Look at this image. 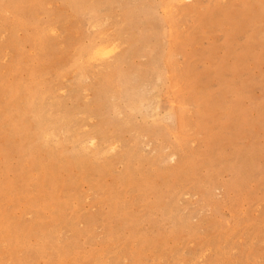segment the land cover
<instances>
[{"label": "rangeland", "instance_id": "1", "mask_svg": "<svg viewBox=\"0 0 264 264\" xmlns=\"http://www.w3.org/2000/svg\"><path fill=\"white\" fill-rule=\"evenodd\" d=\"M0 264H264V0H0Z\"/></svg>", "mask_w": 264, "mask_h": 264}, {"label": "bare ground", "instance_id": "2", "mask_svg": "<svg viewBox=\"0 0 264 264\" xmlns=\"http://www.w3.org/2000/svg\"><path fill=\"white\" fill-rule=\"evenodd\" d=\"M168 11H169V9H168ZM106 43H107V42H106ZM107 44H108V43H107ZM107 44H104V43H103L102 46H105V45H107ZM100 46H101V44H100ZM100 46H99V48H100L101 51H102L104 47L102 48V47H100ZM106 47H108V46H106ZM99 48L93 49V50H91L90 52H92V51L94 52V50H96V51L98 52ZM97 49H98V50H97ZM96 51H95V52H96ZM95 52H94V53H95ZM108 52H109V51H106V54H107ZM94 53H93V54H94ZM95 54H96V53H95ZM99 54H102V53L99 52ZM103 54H104V53H103ZM96 55H97V54H96ZM91 56H93V55H91ZM91 56H90V57H91ZM97 56H98V55H97ZM91 58H92V57H91ZM116 89H117V88H116ZM131 89H132V88H131ZM137 97H138V96H137ZM100 98H101V97H100ZM118 102H119V101H118ZM106 103H107V102H106ZM111 104H112V103H111ZM117 111H118V110H117ZM70 121H71V120H70ZM73 151H74V150H73ZM75 158H76V157H75ZM78 159H79V158H78ZM80 161H82V160H80Z\"/></svg>", "mask_w": 264, "mask_h": 264}]
</instances>
